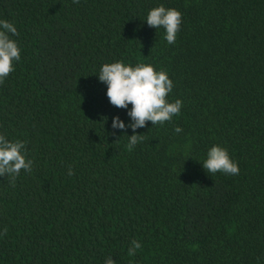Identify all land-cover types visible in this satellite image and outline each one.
<instances>
[{"label": "trees", "instance_id": "obj_1", "mask_svg": "<svg viewBox=\"0 0 264 264\" xmlns=\"http://www.w3.org/2000/svg\"><path fill=\"white\" fill-rule=\"evenodd\" d=\"M159 5L182 13L175 44L145 20ZM0 20L21 49L0 133L33 162L0 177V264H264V0H0ZM117 60L166 70L182 101L131 150L112 117L132 105L96 75ZM217 144L238 175L203 169Z\"/></svg>", "mask_w": 264, "mask_h": 264}, {"label": "clouds", "instance_id": "obj_2", "mask_svg": "<svg viewBox=\"0 0 264 264\" xmlns=\"http://www.w3.org/2000/svg\"><path fill=\"white\" fill-rule=\"evenodd\" d=\"M79 0H74L78 3ZM146 22L155 29H165V39L168 44H175L177 34L180 31L182 13L176 8H166L163 5L153 7L149 10ZM18 35L16 27L7 20H0V84L14 71V62L19 61L21 49L16 40L12 37ZM99 81L106 83V95L109 102L117 108L131 109L127 112L131 122L125 124L119 116L112 117V128L124 130L130 127L133 134L128 136L127 147L129 150L144 140V137L136 133L137 128L146 126L151 121L152 125L164 124L171 121L173 116L179 115L182 101L176 99L169 102L168 94L173 89V82L166 70H155L149 63H137L136 65L126 64L123 60L111 63H104L96 74ZM107 117H104L106 120ZM179 126L174 132L180 133ZM32 161L26 157L25 143L20 140H9L5 134L0 133V177H8L13 184L21 170L31 172ZM208 174L222 172L228 175H238L239 167L237 162L229 156L228 150L220 145H213L206 154V159L201 163ZM69 175L72 169L69 168ZM5 229L4 234L6 235ZM142 245L131 241L128 249L129 255H135ZM104 264H115L110 256L105 259Z\"/></svg>", "mask_w": 264, "mask_h": 264}]
</instances>
